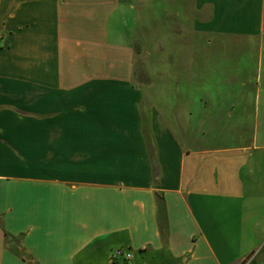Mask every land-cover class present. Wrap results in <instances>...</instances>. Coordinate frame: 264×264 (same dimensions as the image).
Masks as SVG:
<instances>
[{
	"label": "crops",
	"instance_id": "obj_1",
	"mask_svg": "<svg viewBox=\"0 0 264 264\" xmlns=\"http://www.w3.org/2000/svg\"><path fill=\"white\" fill-rule=\"evenodd\" d=\"M120 2L0 0V264H113L118 247L119 264H264V0L192 2L205 30L258 43L228 96L209 84L228 46L210 51L187 142L175 95L146 107L134 83Z\"/></svg>",
	"mask_w": 264,
	"mask_h": 264
},
{
	"label": "rangeland",
	"instance_id": "obj_2",
	"mask_svg": "<svg viewBox=\"0 0 264 264\" xmlns=\"http://www.w3.org/2000/svg\"><path fill=\"white\" fill-rule=\"evenodd\" d=\"M193 1L121 0L118 13L122 19L116 22L119 29L125 32V39L132 50L133 79L146 93V107L156 103L158 95H175L177 113L176 116L170 114L168 122L179 127L178 134L186 142L198 135L195 131L199 125H204L203 116H198L193 108L194 103L198 102L195 96L204 99L206 95L208 97V90L204 84H194V80H204L208 76L206 60L212 55L210 51L216 46H228L213 49L216 55L211 60L214 78L209 81L211 87L220 89L224 96H228L233 91L225 80L226 74L232 78L242 67L238 75H254L251 59L245 64L248 57L241 47L248 48L252 55V45L258 43V40L254 42L253 37L244 34L221 36L205 30L210 12L205 8L197 10ZM224 53L229 62L217 64ZM233 119L235 117H224L228 122ZM212 120L214 125L220 118L214 116ZM231 135L236 139V133ZM8 242L11 243L10 240ZM121 261L124 262L120 260L114 263L112 260L113 264Z\"/></svg>",
	"mask_w": 264,
	"mask_h": 264
},
{
	"label": "built area",
	"instance_id": "obj_3",
	"mask_svg": "<svg viewBox=\"0 0 264 264\" xmlns=\"http://www.w3.org/2000/svg\"><path fill=\"white\" fill-rule=\"evenodd\" d=\"M111 257L114 263H118L120 260H126L130 258L131 255L122 248H116L112 251Z\"/></svg>",
	"mask_w": 264,
	"mask_h": 264
},
{
	"label": "trees",
	"instance_id": "obj_4",
	"mask_svg": "<svg viewBox=\"0 0 264 264\" xmlns=\"http://www.w3.org/2000/svg\"><path fill=\"white\" fill-rule=\"evenodd\" d=\"M249 257H250V255H249L246 259H244V260L242 261V264L245 263Z\"/></svg>",
	"mask_w": 264,
	"mask_h": 264
}]
</instances>
